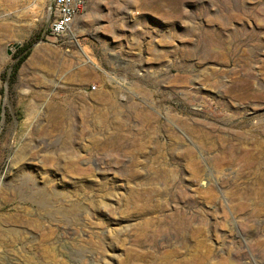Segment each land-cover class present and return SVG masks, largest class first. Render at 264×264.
Here are the masks:
<instances>
[{
  "label": "rangeland",
  "instance_id": "1",
  "mask_svg": "<svg viewBox=\"0 0 264 264\" xmlns=\"http://www.w3.org/2000/svg\"><path fill=\"white\" fill-rule=\"evenodd\" d=\"M49 22L0 0V264H264V0Z\"/></svg>",
  "mask_w": 264,
  "mask_h": 264
},
{
  "label": "built area",
  "instance_id": "2",
  "mask_svg": "<svg viewBox=\"0 0 264 264\" xmlns=\"http://www.w3.org/2000/svg\"><path fill=\"white\" fill-rule=\"evenodd\" d=\"M49 22V32L55 40L62 38L73 26L86 7L87 0H44ZM94 87V86H93ZM96 87V86H95Z\"/></svg>",
  "mask_w": 264,
  "mask_h": 264
},
{
  "label": "trees",
  "instance_id": "3",
  "mask_svg": "<svg viewBox=\"0 0 264 264\" xmlns=\"http://www.w3.org/2000/svg\"><path fill=\"white\" fill-rule=\"evenodd\" d=\"M28 47H29V44L28 43L19 46V50H20L19 53H20V55H19V58H18L17 62L13 66V70H12V74L13 75L17 72L20 64L22 63V61L28 55V51H29V49H27Z\"/></svg>",
  "mask_w": 264,
  "mask_h": 264
},
{
  "label": "bare ground",
  "instance_id": "4",
  "mask_svg": "<svg viewBox=\"0 0 264 264\" xmlns=\"http://www.w3.org/2000/svg\"><path fill=\"white\" fill-rule=\"evenodd\" d=\"M31 6H32V5H31ZM31 6H30V7H31ZM30 7H29V8H30ZM89 57H90V56H89ZM87 58H88V57H87ZM89 60H90V59H89ZM44 106H45V102L42 103V105H41V107H40L38 113L41 112V111L43 110ZM35 117H36V116H35Z\"/></svg>",
  "mask_w": 264,
  "mask_h": 264
}]
</instances>
